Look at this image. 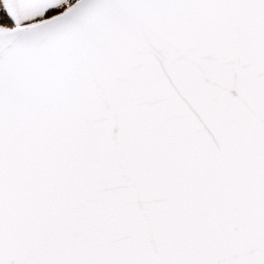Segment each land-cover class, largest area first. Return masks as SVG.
Masks as SVG:
<instances>
[{"label": "snow or ice", "instance_id": "obj_1", "mask_svg": "<svg viewBox=\"0 0 264 264\" xmlns=\"http://www.w3.org/2000/svg\"><path fill=\"white\" fill-rule=\"evenodd\" d=\"M0 264H264V0H0Z\"/></svg>", "mask_w": 264, "mask_h": 264}]
</instances>
